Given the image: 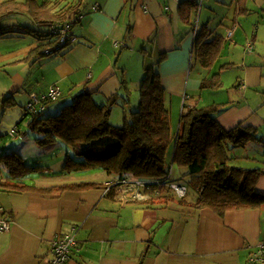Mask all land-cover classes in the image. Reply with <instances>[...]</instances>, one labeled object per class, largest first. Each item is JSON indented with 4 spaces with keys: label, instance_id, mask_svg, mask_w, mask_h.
<instances>
[{
    "label": "crops",
    "instance_id": "0c3cea01",
    "mask_svg": "<svg viewBox=\"0 0 264 264\" xmlns=\"http://www.w3.org/2000/svg\"><path fill=\"white\" fill-rule=\"evenodd\" d=\"M182 1L86 0L83 14L70 27L75 41L63 51L34 59L53 66L43 79L32 73L33 83L27 81L26 96L57 85L61 96L73 98L88 92L99 104L119 91L114 105L127 104L126 99L129 104L133 97L139 99L145 68L153 66L170 112L177 105L182 109L183 103H217L221 105L213 116L224 129L239 122L256 127L262 142H251L234 155L244 158L246 167L262 166L264 0H247L248 13L237 19L233 18V1L199 0L198 13L195 15L198 7L191 11L190 23L180 14ZM18 24L17 18L2 22L22 31ZM202 27L209 31L208 40L215 35L224 39L209 68L194 53L195 35ZM34 28L38 30V26ZM25 46L22 51L32 48ZM236 66L243 67L241 72L233 83L227 82L226 73ZM214 74L219 75L221 86L201 88V80ZM48 104V112H53L55 99ZM43 172L30 173L26 181L41 188L83 181L99 185L52 193L0 191V220L7 221V228L0 229V264H48L51 240L72 230L75 242L69 258L61 264H138L140 258L141 264H245L249 254L264 244V204L228 210L220 216L206 207L180 204L177 199L122 201L104 189L111 175L102 180L52 183L51 174L65 177L71 171L49 168ZM181 173L174 167L172 178L183 181ZM255 191L264 194V175ZM196 196L187 194L185 200L193 201Z\"/></svg>",
    "mask_w": 264,
    "mask_h": 264
},
{
    "label": "trees",
    "instance_id": "16d2710c",
    "mask_svg": "<svg viewBox=\"0 0 264 264\" xmlns=\"http://www.w3.org/2000/svg\"><path fill=\"white\" fill-rule=\"evenodd\" d=\"M231 1L235 5L234 19L248 13L247 0ZM180 6L182 19L190 23V13L198 7V3L183 0ZM84 7V0H0V38L26 33L23 25H17L23 27L22 31L2 25L8 18L26 15L34 26H38V30L33 31L40 37L32 51L38 57L49 56L72 44L70 38L60 44L58 35L51 29L67 23L71 27L83 14ZM208 36V29L202 27L194 39L195 56L207 68L218 58L224 42L220 35L210 40ZM50 49L51 52L46 51ZM220 86L218 74L203 78L200 84L201 88L208 89ZM164 93L159 74L153 66H147L139 89L137 108L124 111L122 124L115 125L109 120L111 107L120 95L117 91L105 104L95 102L88 92L80 93L73 96L55 115L47 116L42 112L50 100H43L42 109L34 112L25 109V114L30 116L27 126L36 134L34 142L45 150L55 147L60 141L73 153L85 157V160H76L67 155L62 171L97 165L113 176L112 179L131 177L156 181L150 184L147 189L149 196L144 201L161 203L177 199L180 204L194 208L206 207L220 216L228 210L263 205L264 194L257 193L255 186L264 175V164L255 167L231 165L232 159L238 156L229 154L231 148L262 142L257 128L239 122L233 128L224 129L213 116L221 104L197 106L183 103L174 129L170 111L164 103ZM125 103H128L127 99ZM15 129L19 134V130ZM100 142L108 150L106 154L93 158L84 153L86 146ZM174 167L180 168L183 181L172 178ZM37 168L26 164L17 151L0 154V191L52 193L99 185L83 181L37 187L26 181L30 173L38 171ZM171 181L185 185L186 194L176 197L168 187ZM187 185L197 190L196 198L189 202L185 200ZM141 263L140 258L138 264Z\"/></svg>",
    "mask_w": 264,
    "mask_h": 264
},
{
    "label": "rangeland",
    "instance_id": "374dc122",
    "mask_svg": "<svg viewBox=\"0 0 264 264\" xmlns=\"http://www.w3.org/2000/svg\"><path fill=\"white\" fill-rule=\"evenodd\" d=\"M85 1L86 0H84V3ZM197 2L198 8L195 15L198 13L200 5V1L197 0ZM203 5L206 6L207 4L204 2ZM16 18L18 19L19 24L26 28L27 32L20 33L18 36L0 38V53L3 55L0 57V154L14 150L23 157L26 164L32 167L37 166L39 169L37 168L38 171L36 172H39V174H43V171H47L49 168L53 172H59L62 170V166L67 155L76 160H85V157L73 153L72 150H69L65 147V144L60 141L55 147L49 150H45L37 144H33L36 134L28 129L27 122L30 116L25 114V102L28 100L26 93L29 91L27 83L30 81L33 83V77L31 76L32 73L35 75L34 77H38V79H43L45 73L49 76V69L53 65L50 62L45 64L46 61L36 62L34 60L38 57V54L32 50H34L35 46H37L38 38L40 37L36 36L37 33H34V24L26 15H19ZM42 31H44V29H42ZM242 43L243 41L240 42L241 45L239 47L241 51H243ZM26 44H28V47L32 48H30L29 51H22V49H27V46H25ZM65 49L66 48L64 47L61 50L63 51ZM40 59L45 58L43 57ZM242 68V66L230 68L226 73L227 82L230 81V83H233ZM61 89H63V87H61ZM71 98L72 97L65 94L56 98L55 110L53 112H48L51 106L48 103L53 100L47 102L45 110L42 114L44 116L55 115L64 104L71 101ZM137 98L134 99L133 97V99L129 101V104L119 102V104L117 103V106L113 105L110 110V122L115 125L122 124L123 120H121V118L122 115H124L123 111L136 109L138 105ZM180 109L181 105H177V107L170 112L174 129L176 128ZM15 127L20 133L15 136H11L9 132ZM259 134H261V132ZM244 150L245 147H234L229 149V154H240ZM105 151L107 152L108 150L105 149L101 142L99 144L92 143L84 148V153L93 158L106 154ZM171 151L172 149L170 147L169 153H171ZM237 159H241L242 161H238ZM244 160L245 159L242 157L234 158L230 164L245 166L247 164ZM108 175L110 174L96 165L95 167H88L65 173V177H61L59 174L55 175L53 173V175L51 174V177L53 178L49 181L52 183H58L66 180H89L90 178L102 180ZM184 183H186V181H184ZM193 192L197 193V190L189 189L188 187V194L191 195Z\"/></svg>",
    "mask_w": 264,
    "mask_h": 264
},
{
    "label": "built area",
    "instance_id": "2783aa9c",
    "mask_svg": "<svg viewBox=\"0 0 264 264\" xmlns=\"http://www.w3.org/2000/svg\"><path fill=\"white\" fill-rule=\"evenodd\" d=\"M93 8H97V5H94ZM51 31L58 35L60 44L64 43L68 38H70L71 43L75 41L74 36H70V25L68 23L61 26H55ZM230 33L231 32H228V35ZM46 51L51 52V49ZM60 95L61 91L57 85H50L41 93L31 92L29 93L28 100L25 104V109L29 112H34L37 109L40 110L43 108V100H54ZM10 134L16 135L18 134V131L13 128L10 130ZM155 182L156 181L141 180L131 177H118L106 181L104 189L105 191H113L114 196L122 201H136L148 198L149 194L147 193V189H149L151 183ZM168 187L178 198L186 194V187L181 183L171 181L168 183ZM6 228L7 221L1 219L0 229L5 230ZM74 242L73 230L56 234L50 242V252L52 257L48 264H61L65 262L69 258V253ZM245 264H264V244H261L255 251H252L249 254Z\"/></svg>",
    "mask_w": 264,
    "mask_h": 264
}]
</instances>
